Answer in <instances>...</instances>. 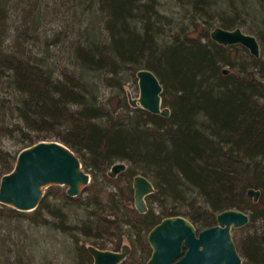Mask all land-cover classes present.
Segmentation results:
<instances>
[{
	"label": "trees",
	"instance_id": "1",
	"mask_svg": "<svg viewBox=\"0 0 264 264\" xmlns=\"http://www.w3.org/2000/svg\"><path fill=\"white\" fill-rule=\"evenodd\" d=\"M49 1L0 0V137L19 143L0 147V182L21 150L53 137L80 157L92 180L77 196L52 187L67 210L48 207L43 197L31 218L44 221L47 209L57 228L73 233L74 264L90 263L89 245L105 249L100 238L109 228L118 237L114 250L128 234L146 264L148 233L164 218L182 215L202 230L227 209L250 215L238 229L244 234L233 235L242 264H264V0H257L260 15L237 0H229L235 17L220 11L219 26L248 23L263 48L259 58L248 54L241 61L207 27L199 36L186 34L200 18L210 26L215 0H179L177 16L162 10L161 0H62L64 8L54 9ZM61 15L71 20L49 28ZM224 65L236 71L225 73ZM141 68L163 84L168 117L132 106L125 96L120 112L100 100L104 86L124 91L128 75ZM120 161L127 169L111 177ZM139 174L155 186L144 213L123 204L132 201ZM252 187L261 191L258 201L248 195ZM8 237L0 238V264H34L17 255L21 248ZM27 243L33 253L35 243ZM126 259L120 264H129Z\"/></svg>",
	"mask_w": 264,
	"mask_h": 264
},
{
	"label": "water",
	"instance_id": "2",
	"mask_svg": "<svg viewBox=\"0 0 264 264\" xmlns=\"http://www.w3.org/2000/svg\"><path fill=\"white\" fill-rule=\"evenodd\" d=\"M211 38L224 46L242 44L256 57L261 56V45L254 34L242 28L227 29L217 26ZM225 73L230 72L224 69ZM140 96L129 97L133 106H140L153 114L168 117L171 109L163 105V84L154 71L141 68L137 71ZM127 169V163H115L109 175L116 177ZM92 180L80 157L58 140H41L24 148L18 154L12 171L4 174L0 182V202L20 211L36 209L44 196V188L67 185V194L79 195ZM135 205L139 212L148 210L147 196L154 192L153 182L144 175L133 181ZM248 195L258 201L261 191L254 187ZM217 224L198 231L196 225L182 215L164 218L149 232L152 253L146 264H242L233 229L247 226L249 213L240 209H227L217 215ZM94 264H120L128 256L131 246L125 243L121 250L101 249L89 245Z\"/></svg>",
	"mask_w": 264,
	"mask_h": 264
},
{
	"label": "rangeland",
	"instance_id": "3",
	"mask_svg": "<svg viewBox=\"0 0 264 264\" xmlns=\"http://www.w3.org/2000/svg\"><path fill=\"white\" fill-rule=\"evenodd\" d=\"M60 1L62 0H51V2L49 1L51 5L50 7L52 9H54V7L64 8L63 7L64 5L61 4ZM215 3H216L215 6L208 8V10L212 9L211 11H217L215 13V18L210 24V26H208L207 22H204V20L200 18L196 22V25L193 24V25L188 26L186 30V34L191 33L194 36H199L203 28L207 27L208 31L210 32V36H211V32L215 29V27L219 26L220 21L218 20V18L220 17L219 14H221L220 11L222 10V8L227 10V14H226L227 17H235L234 9L233 7L229 5V0H215ZM237 3L239 6H241L242 4L244 5L249 4L250 6H253V7H256V4H258L257 0H237ZM179 5H181V2L179 0H161L160 6L162 10L166 9L167 12L173 13L177 16L179 15V13H177V10H179L180 8ZM180 10H182V7ZM253 13H255L253 15H260V13L257 12V7L254 9ZM68 19L71 20V17L69 18L67 17L64 19L63 15H61V17H58V19L56 18V19H52V21H49L50 24L48 27L55 29L58 26L66 24L68 22L66 20ZM184 23L187 24L186 22ZM234 26H235L234 28L236 27L242 28L246 33L253 34V32H255L254 30L252 31L251 26L245 22H240V21L236 22ZM228 47H230L229 49H230V53L232 57L234 59H238V61L242 60V58H240L239 60V57L245 58V56L248 54L255 56L250 52L248 48H246L242 44L229 45ZM242 49L244 51H242ZM262 52H263V48L261 47V54ZM62 64L64 65L65 63H62ZM225 68L236 71L231 65H224V69ZM128 77L129 79L125 80V82L123 83L124 91H122L120 87L116 85L115 86L106 85L100 91V100L103 103H106L107 106L110 107V109L112 110L116 109L118 112H120L122 110L121 108L123 107L125 108V106H121V99L124 96L128 100L130 96L133 99H137L140 96V87H139L137 72L135 75L129 74ZM138 107L140 106L138 105ZM49 140H54V139L52 137ZM18 145L19 143H17L14 138H11L5 135L0 137V147L3 149L11 150V149L16 148ZM98 180L101 183H103V185H109V184H104L107 182L103 176H100ZM57 185L58 184H52L44 188L43 197L45 199V205H47L48 207H54L57 204L58 205L62 204L64 207V210H67V207H66L67 203H65L64 201L60 199V194L57 192H54L53 190H50L52 187H56ZM60 186L61 188L67 191V185H60ZM123 204H124L125 209L127 207L128 209H131L134 207L136 208L134 192L132 195V201L131 200L128 202L123 201ZM2 207L3 208L0 207V214L4 216V219H1L0 217V238L9 236L8 238L12 240V243H10L11 247L16 246V247L21 248L20 252L17 253V255L21 256L24 262H29V260H33L34 264H74L75 263V254L73 250L75 246V237L73 236V233L66 232V231H63L62 229L57 228L56 227V225H58L57 219H55L54 215L51 214L47 209L45 211H42L43 212L42 217L44 221H35L31 218L33 210L24 211V212H21V215H18L17 212H14V210L16 209L13 208L12 206L6 205L5 206L6 208L4 206ZM79 209L78 207L76 209L78 210L77 213H79V215L85 214L84 211L79 210ZM155 210H157V208H155ZM72 212H74V210ZM4 220L10 221L11 224L8 222H5ZM127 227L128 226H125L123 229L128 230L129 228ZM238 229H241V228H238ZM238 229H233V235L235 234L236 238L240 235H243L245 232L244 230H238ZM111 231H114V230L112 228H109V230H105V231L102 230L103 236L100 238V240L106 243L105 249L114 250V242L118 239V237L116 236V234H113ZM76 235L77 237L81 239L82 238H84V240L86 239L85 237L82 236L81 233L80 234L77 233ZM127 235L125 234L124 244L128 243L131 245L132 248L126 260L129 262V264H141L144 258L140 257L141 255L140 249L135 247V245L132 244V241L127 237ZM31 241L35 243L33 245L34 246L33 253L30 250V247L27 243ZM86 244L87 245L90 244L89 240ZM27 246L29 247V250L26 251L25 249L27 248ZM88 264H94V258H92V260Z\"/></svg>",
	"mask_w": 264,
	"mask_h": 264
}]
</instances>
